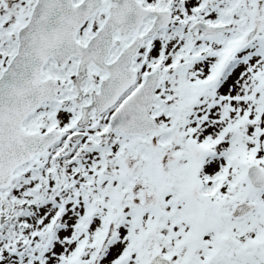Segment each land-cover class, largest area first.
<instances>
[{
  "label": "snow or ice",
  "instance_id": "obj_1",
  "mask_svg": "<svg viewBox=\"0 0 264 264\" xmlns=\"http://www.w3.org/2000/svg\"><path fill=\"white\" fill-rule=\"evenodd\" d=\"M0 264H264V0H0Z\"/></svg>",
  "mask_w": 264,
  "mask_h": 264
}]
</instances>
